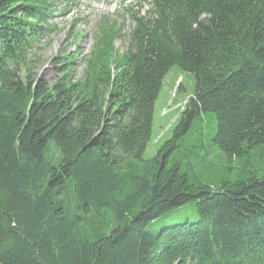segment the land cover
<instances>
[{
    "label": "trees",
    "instance_id": "obj_1",
    "mask_svg": "<svg viewBox=\"0 0 264 264\" xmlns=\"http://www.w3.org/2000/svg\"><path fill=\"white\" fill-rule=\"evenodd\" d=\"M143 1L115 71L111 28L86 82L46 83L21 74L55 1L0 0V264H264V0ZM174 67L195 92L146 160Z\"/></svg>",
    "mask_w": 264,
    "mask_h": 264
},
{
    "label": "rangeland",
    "instance_id": "obj_2",
    "mask_svg": "<svg viewBox=\"0 0 264 264\" xmlns=\"http://www.w3.org/2000/svg\"><path fill=\"white\" fill-rule=\"evenodd\" d=\"M57 7L54 25L55 32L48 34L41 42L34 45L28 62L22 68V77L34 75L46 83H53L65 78L71 83L86 82L90 55L96 46L103 30L115 28L123 36L115 40L114 58L111 60L115 71V60H120L129 47L128 36L133 30L131 12L146 14L149 6L143 0H54ZM101 37V38H100ZM115 73V72H114ZM195 92V81L191 74L174 67L167 74L163 90L156 103L153 141L148 145L145 159L157 155L159 148L173 136L179 113L186 101ZM214 123L205 128L204 146L217 168L222 171V156L213 144L215 136ZM196 124L193 130H196ZM197 137L190 136L189 144H195ZM264 155L263 149L260 150ZM258 152L254 151L253 156ZM259 160V158H257ZM261 158L260 160H262ZM264 161V160H263ZM237 168V167H236ZM234 174L231 176L233 177ZM258 176L260 174L258 173ZM199 219L196 204L191 203L178 211L168 213L151 225V230L158 232L164 226L195 222Z\"/></svg>",
    "mask_w": 264,
    "mask_h": 264
}]
</instances>
